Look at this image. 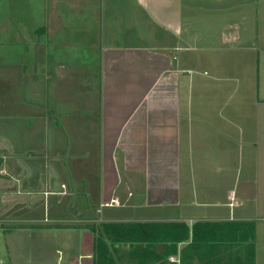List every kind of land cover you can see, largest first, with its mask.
I'll use <instances>...</instances> for the list:
<instances>
[{
	"label": "crops",
	"instance_id": "1",
	"mask_svg": "<svg viewBox=\"0 0 264 264\" xmlns=\"http://www.w3.org/2000/svg\"><path fill=\"white\" fill-rule=\"evenodd\" d=\"M246 1L0 0L9 245L83 232V264H96L100 236L114 264H250L251 242L229 225L254 222L264 264V77L233 79L252 71L236 59L250 50L259 72L264 55L249 37L263 34L264 0ZM203 27L220 28V47ZM116 223L162 224L163 243H118L104 233Z\"/></svg>",
	"mask_w": 264,
	"mask_h": 264
},
{
	"label": "rangeland",
	"instance_id": "2",
	"mask_svg": "<svg viewBox=\"0 0 264 264\" xmlns=\"http://www.w3.org/2000/svg\"><path fill=\"white\" fill-rule=\"evenodd\" d=\"M247 1L244 0V3ZM260 2H254V9H257ZM244 13V12H241ZM204 18L207 20L209 19V14H204ZM239 23L243 22L242 18L240 16H236ZM252 18V17H251ZM250 20L249 22H251ZM213 22V21H210ZM242 25V24H240ZM239 25V26H240ZM246 29L245 24L237 27V32H244ZM248 29H254L257 31L258 27H252ZM202 34L207 37L204 41L208 38L212 40V45L215 44L216 48L220 47L221 45L217 42V37H221L220 28L217 29V33L215 36V31L213 27H203L201 30ZM201 32L199 30V35H201ZM243 34V33H242ZM264 36V30L263 34L257 32V36H249L251 39H255V42L251 43L252 45H255L253 49H258V47L262 50V46L264 43L260 42L258 43V35ZM194 33L191 32V34H185V40L187 41V44L194 45L193 42L190 40H193ZM244 36H246L244 34ZM250 39V40H251ZM210 46L211 44H201ZM251 48V46L249 47ZM238 50H244L240 47L237 48ZM219 50V49H218ZM244 55V61L236 59L238 63L235 64V69L241 68L243 70L251 69L250 75L243 74L242 76L235 74L233 79H251L256 77L258 79L259 73H264V55L258 54V57L261 61V66L259 65V72L257 69V63L254 62L253 56L251 54V51L249 50L248 53H245ZM240 57V54H239ZM260 74V76L263 78L264 75ZM263 89V85L261 87ZM235 101L239 100L242 96V93L239 91V89H235ZM259 88L257 89L255 94H258ZM250 113H256V109L254 106L250 107ZM264 227V224L262 223L261 228ZM77 234V235H75ZM84 234L83 232L80 233H71L70 235L66 234H46V235H34L32 234H25L23 236H11L12 246L8 244L5 239V237L0 233V264H69L73 257L74 259H80V264H83L84 261L82 260L83 256L85 255V248H84ZM262 238V237H261ZM14 246V247H13ZM16 246V247H15ZM261 251H264V236L263 241H261Z\"/></svg>",
	"mask_w": 264,
	"mask_h": 264
},
{
	"label": "trees",
	"instance_id": "3",
	"mask_svg": "<svg viewBox=\"0 0 264 264\" xmlns=\"http://www.w3.org/2000/svg\"><path fill=\"white\" fill-rule=\"evenodd\" d=\"M211 224H199L197 226H210ZM76 228V226H73ZM186 226L184 224H178V225H172L166 226L165 228H168L169 230L172 229H178V228H185ZM230 231L232 233H238L240 234V242H246L250 241L251 246V253L250 258L248 262L250 264H254L255 261V232H256V225L254 222H241L238 224H232L229 225ZM66 229H71L72 227H63ZM149 229V230H147ZM166 230L163 228L162 224H156V223H116V224H106L104 226V233L106 237H109V239L115 240L118 243H137L140 242L141 239H143V235H146L151 245H160L162 242L161 238L164 236ZM207 241L209 239L207 238ZM96 264H114L113 263V256L114 254L109 251L108 244L105 242L102 236L97 238L96 240ZM152 254H156L154 251L151 252ZM149 253V254H151Z\"/></svg>",
	"mask_w": 264,
	"mask_h": 264
}]
</instances>
